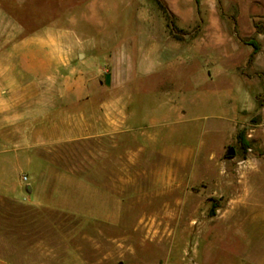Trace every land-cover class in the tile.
I'll return each instance as SVG.
<instances>
[{
	"label": "crops",
	"instance_id": "crops-1",
	"mask_svg": "<svg viewBox=\"0 0 264 264\" xmlns=\"http://www.w3.org/2000/svg\"><path fill=\"white\" fill-rule=\"evenodd\" d=\"M109 1L0 0V264H86L80 244L51 248L49 217L26 211L113 224L140 174L150 170L163 186L193 184L199 161L221 158L260 108L263 88L243 96L224 87L219 52L195 65L200 45H250L241 38L255 33L252 17L241 28L245 13L237 12V39L211 18L192 40L191 31L175 36L155 0H121L138 16L133 24L114 23ZM165 1L178 14L181 0ZM256 37L264 46V34ZM183 78L190 83L177 87ZM199 109L208 118L193 126ZM221 133L230 138L218 148ZM65 144H89L88 161L58 154ZM103 237L93 233V249Z\"/></svg>",
	"mask_w": 264,
	"mask_h": 264
},
{
	"label": "rangeland",
	"instance_id": "rangeland-1",
	"mask_svg": "<svg viewBox=\"0 0 264 264\" xmlns=\"http://www.w3.org/2000/svg\"><path fill=\"white\" fill-rule=\"evenodd\" d=\"M130 2L141 5V0ZM109 6L114 23H135L138 16L122 10L121 0H111ZM176 9L178 14L173 13V22L181 38L191 31V39L196 40L201 25L210 23L211 18H220V22L230 25L237 39V32L242 34L237 26L239 11L245 13V18L240 16L241 28L252 19L257 25L253 35L264 34V0H199L198 6L194 0H181ZM196 48V66L203 55L213 56L215 51L219 52L216 55H223L221 67L226 89L241 88L244 96L245 92L263 88V93L257 96L260 108L244 117L221 158L199 161L193 184L163 186L150 170L140 174L136 182L139 190L129 191L124 210L113 224L62 221L59 213L51 210L26 211L49 217L51 248L59 246L62 252L69 242L80 244L86 264H264V46L255 55L256 62L254 59L249 62L247 50L251 46L237 47L236 41H227L218 48L206 45ZM190 80L183 78L177 87L189 84ZM192 82L193 86L199 85ZM195 113L199 116L190 120L193 126L208 118L206 109ZM240 131L244 142L239 140ZM193 137L199 138L196 134ZM229 138L227 133L218 134L216 146L219 148V143ZM89 147V144H65L59 146L58 154L71 162H75L77 154L85 155L88 161ZM159 187L167 189L159 194ZM71 231H80L81 238L71 240ZM94 232L108 235L98 239L96 250L91 239ZM65 254L69 257L67 251Z\"/></svg>",
	"mask_w": 264,
	"mask_h": 264
},
{
	"label": "trees",
	"instance_id": "trees-1",
	"mask_svg": "<svg viewBox=\"0 0 264 264\" xmlns=\"http://www.w3.org/2000/svg\"><path fill=\"white\" fill-rule=\"evenodd\" d=\"M155 1L158 4V6L163 10L165 15L167 16V19H168L167 22H168V25L171 27L172 31L173 32L177 31L178 28L175 25V23L173 22L174 21L173 13L169 10L167 4L163 0H155ZM194 1L198 6L199 0H194ZM254 26H255V28L257 27L256 24H254ZM175 36L178 38H181L178 33H176ZM241 40L244 43H248V44L253 46V50L249 55V62H251L254 59L255 55L261 50L260 42L258 41V39L255 35H251L249 37L241 38ZM239 139L241 142H244L245 138H244V134L242 131H240V133H239Z\"/></svg>",
	"mask_w": 264,
	"mask_h": 264
},
{
	"label": "water",
	"instance_id": "water-1",
	"mask_svg": "<svg viewBox=\"0 0 264 264\" xmlns=\"http://www.w3.org/2000/svg\"><path fill=\"white\" fill-rule=\"evenodd\" d=\"M184 35H185V36H189L190 33H189V32H186V33H184ZM230 153H231V155H233V154H234V150L232 149V150L230 151Z\"/></svg>",
	"mask_w": 264,
	"mask_h": 264
},
{
	"label": "built area",
	"instance_id": "built-area-1",
	"mask_svg": "<svg viewBox=\"0 0 264 264\" xmlns=\"http://www.w3.org/2000/svg\"><path fill=\"white\" fill-rule=\"evenodd\" d=\"M24 178H26V176H24Z\"/></svg>",
	"mask_w": 264,
	"mask_h": 264
},
{
	"label": "bare ground",
	"instance_id": "bare-ground-1",
	"mask_svg": "<svg viewBox=\"0 0 264 264\" xmlns=\"http://www.w3.org/2000/svg\"><path fill=\"white\" fill-rule=\"evenodd\" d=\"M262 221V220H261Z\"/></svg>",
	"mask_w": 264,
	"mask_h": 264
}]
</instances>
